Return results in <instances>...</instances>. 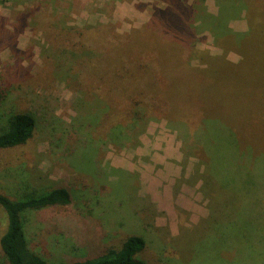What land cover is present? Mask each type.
I'll return each instance as SVG.
<instances>
[{
	"label": "rangeland",
	"instance_id": "374dc122",
	"mask_svg": "<svg viewBox=\"0 0 264 264\" xmlns=\"http://www.w3.org/2000/svg\"><path fill=\"white\" fill-rule=\"evenodd\" d=\"M168 1L0 0V134L12 116L34 120L26 144L0 151V191L13 200L59 188L71 196L68 206L23 215L30 249L48 264L100 256L131 236L145 241L137 257L147 264H264V104L262 119L249 115L264 95V62L260 89L198 93L210 103L203 113L221 112L223 121L239 115L233 98L246 100L238 139L246 154L238 166L232 152L220 172L215 159L231 153L219 152L224 140L203 135L199 119L170 123L156 104L148 106L149 117L122 112L128 99L103 84L118 71L112 67L116 49L131 48L136 31ZM249 3L248 19L237 0H204L215 20L191 18L195 48L239 63L241 54L223 50L216 39L250 31L253 19L248 43L262 62L264 0ZM138 34L149 45L162 35ZM142 59L149 62V55ZM187 59L201 68L199 59ZM129 74H120V86L129 85ZM99 89L113 98L107 110L89 102ZM111 108L118 111L108 119ZM204 160L213 170L206 171ZM6 227L0 207V238ZM0 264H8L1 248Z\"/></svg>",
	"mask_w": 264,
	"mask_h": 264
},
{
	"label": "trees",
	"instance_id": "16d2710c",
	"mask_svg": "<svg viewBox=\"0 0 264 264\" xmlns=\"http://www.w3.org/2000/svg\"><path fill=\"white\" fill-rule=\"evenodd\" d=\"M189 1L169 0L166 8L155 10L151 15L150 23L140 31H136L135 34L138 36L142 30H148L152 33L161 31L160 43L155 42L149 45L144 42L142 44L143 41L134 35L132 39L135 41L131 39V48L116 49L115 64L112 67L118 71L105 76L103 84L109 87L112 92L117 90L119 92L118 98L126 97L128 99L129 105L126 109L120 110L122 112L130 108L129 110H134L133 113L138 112L140 116L149 117L148 106L156 104L164 119L170 123L181 121L188 123L191 120L196 119L197 121L199 119L200 126L205 128L202 129L203 135H207V138L213 136L216 139L219 137V142L223 139L224 142H222L219 152L231 153L226 158L215 159V166L219 167L217 171L220 172L228 164V158L232 152H238V155H235L237 157H234L235 160L239 159L237 161L238 166H241L240 157L246 154L238 141L244 137L241 125L243 120L241 121V119L248 116L242 112L247 110L242 109L246 100L242 96L237 99L233 98L235 100L233 105L235 110H238L237 114L239 115L229 114L231 119L228 121L229 117H227L228 119L223 121L220 120L221 112H212L213 114L210 116L203 113L207 111L210 103L204 96L199 98L198 93L201 91L209 92L210 90L237 91L245 87L260 89L262 81L260 71L264 58L261 53L262 62H260L257 57L251 55L248 36L253 35L250 34L251 29L256 25L253 19H250V31L244 34L221 35L216 39L217 43L222 42L225 45L220 44L223 50L228 51L226 46L236 49L243 58L241 62L234 64L227 61L224 55L211 56L207 51L196 49L194 46L195 35L189 27L193 26L190 23L191 18L203 15V22L208 24L213 22L215 17L205 11L202 6L204 0H193L191 3ZM237 1L243 9L247 10L249 19L251 17L250 0ZM127 36L131 37V35ZM133 51L137 52L136 58L138 59L136 62L129 58L135 54ZM145 52L149 55V62L142 59ZM183 53L186 54V57L180 56ZM188 55L199 59L201 68L191 66L187 59ZM126 69L130 71L129 76L127 75L130 83L120 86L125 77L120 74H123ZM79 87H82L80 82ZM99 91L100 94L95 91L91 93L92 99L89 102H98L103 110H107L109 105L106 103L112 101L113 98L111 95L103 98L101 94L104 91L101 89ZM108 93L110 94V92ZM214 95L215 93L207 96L214 98ZM254 104L256 108L249 115H253V120L262 119L263 109L260 108L264 104L262 92L261 98L256 99ZM115 111L118 110L111 108L106 117L111 119L116 114ZM138 113L135 117L139 116ZM104 117L101 116L102 122L108 121ZM126 119L128 118H125V121ZM209 124H213V129L209 128ZM33 130L34 120L31 116L20 114L12 116L8 121L6 130L0 134V151L26 144L32 137ZM224 131L225 135L222 134ZM221 135H223L222 138ZM225 140H228L229 144L225 143ZM200 164L205 166L207 172L209 168L213 170L214 165L210 167V163L205 160L201 161ZM70 203V193L63 188L40 194L30 193L17 200L9 198L0 191V207L4 211L7 221L6 231L0 238V248L7 263L48 264L30 249L24 231L23 215L30 211L49 207L68 206ZM144 248L145 241L141 237L131 236L118 249H108L100 256L67 264H147L137 257Z\"/></svg>",
	"mask_w": 264,
	"mask_h": 264
}]
</instances>
